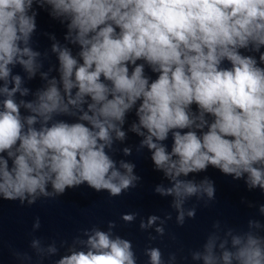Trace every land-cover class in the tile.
Instances as JSON below:
<instances>
[{
    "label": "clouds",
    "instance_id": "obj_1",
    "mask_svg": "<svg viewBox=\"0 0 264 264\" xmlns=\"http://www.w3.org/2000/svg\"><path fill=\"white\" fill-rule=\"evenodd\" d=\"M34 5L50 8L67 29L65 44L45 33L58 61L47 71L32 47ZM37 74L44 83L32 91L24 85ZM133 112L129 131L143 138L139 148L149 150L154 170L170 182L154 193L173 197L177 225L196 216V206L184 207L190 198L205 206L215 200L213 180L188 178L210 166L264 193V0H0V199L31 206L82 185L110 197L136 188L142 180L136 164L117 166L109 154L115 141L126 139ZM138 215L121 219L131 224ZM171 218L149 215L139 228L159 221L154 231L163 237ZM115 227L108 221L107 231L82 229L86 239L75 237L53 264H138L132 241L114 235ZM33 228H40L38 217ZM248 228L207 235L192 260L264 264V235L254 231L262 225L249 220ZM30 246L37 264L58 252L55 242L44 248L34 238ZM12 255L32 261L27 252ZM144 255L146 264L177 261L170 252L166 262L155 246Z\"/></svg>",
    "mask_w": 264,
    "mask_h": 264
}]
</instances>
